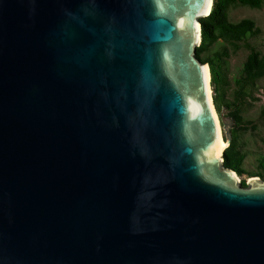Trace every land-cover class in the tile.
I'll use <instances>...</instances> for the list:
<instances>
[{"label": "water", "instance_id": "95a60500", "mask_svg": "<svg viewBox=\"0 0 264 264\" xmlns=\"http://www.w3.org/2000/svg\"><path fill=\"white\" fill-rule=\"evenodd\" d=\"M213 3L0 0V264H264V179L224 166L197 57Z\"/></svg>", "mask_w": 264, "mask_h": 264}, {"label": "trees", "instance_id": "16d2710c", "mask_svg": "<svg viewBox=\"0 0 264 264\" xmlns=\"http://www.w3.org/2000/svg\"><path fill=\"white\" fill-rule=\"evenodd\" d=\"M264 0H214L211 13L201 18L202 41L197 47V57L204 63H208L211 71V83L215 92L214 103L219 114L226 108L233 118L235 128L231 131V143L224 153V166L233 169L239 176L246 173L244 167L247 153L239 144L238 129L246 128L249 121L242 115L243 104L257 81L264 78V50H259L248 42L250 37H255L264 32L251 18H243L233 22L229 18V9L235 5L261 8ZM223 41L224 49L216 52L213 56L206 55L210 47ZM238 51L244 47L248 50V55L242 67V73L236 83L238 89L233 100H226L225 86L226 79L223 74V65L229 51ZM264 114V109H263ZM252 176H259L264 179V154L258 158V171ZM242 185L247 186L245 180Z\"/></svg>", "mask_w": 264, "mask_h": 264}, {"label": "rangeland", "instance_id": "374dc122", "mask_svg": "<svg viewBox=\"0 0 264 264\" xmlns=\"http://www.w3.org/2000/svg\"><path fill=\"white\" fill-rule=\"evenodd\" d=\"M229 18L233 22L240 21L243 18H251L264 30V4L261 8H252L243 5L232 6L229 9ZM248 42L263 51L264 32L258 36L250 37ZM224 45L223 41L220 40L210 47L206 55L213 56L216 52L224 49ZM247 55L248 50L244 47L236 52H233L230 47L229 55L225 58L223 74L227 81L225 86V98L227 101L233 100L235 97V93L239 87L236 81L242 73V67ZM211 88L214 100L215 92L212 83ZM242 107V115L250 124L246 128L238 129L239 144L247 153L244 164L246 173L239 176V178L241 181L245 180L248 184L252 174L258 171V158L264 154V78L257 81L251 91V96L247 98ZM218 116L221 122L224 140L227 142V132L229 131L231 134V131L235 128L233 118L226 108L223 109L221 114L218 113Z\"/></svg>", "mask_w": 264, "mask_h": 264}, {"label": "bare ground", "instance_id": "6f19581e", "mask_svg": "<svg viewBox=\"0 0 264 264\" xmlns=\"http://www.w3.org/2000/svg\"><path fill=\"white\" fill-rule=\"evenodd\" d=\"M206 68H207V71H208V86H209V93H210V99H211V102H213V96H212V88H211V71H210V66L208 63L205 64ZM215 115H216V118H217V121H218V125H219V130H220V136H221V141H222V145H223V149H226L229 145H228V140L227 142L224 140V137H223V133H222V127H221V122H220V119H219V116H218V113L217 111L215 110Z\"/></svg>", "mask_w": 264, "mask_h": 264}]
</instances>
